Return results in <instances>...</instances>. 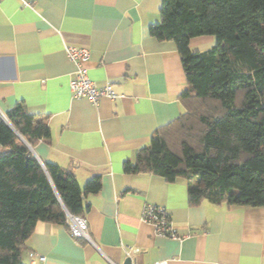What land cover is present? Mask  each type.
Wrapping results in <instances>:
<instances>
[{"label":"crops","instance_id":"0c3cea01","mask_svg":"<svg viewBox=\"0 0 264 264\" xmlns=\"http://www.w3.org/2000/svg\"><path fill=\"white\" fill-rule=\"evenodd\" d=\"M18 0L0 3V111L16 104L47 118L48 139L29 146L44 165L73 173L80 186L94 175L101 188L86 195L87 237L65 224L37 222L22 252L24 264H264V206L202 201L190 205L187 183L147 172L126 173L152 133L183 112L187 88L173 41L150 35L161 0ZM189 39L193 51L214 43ZM85 47L89 78L124 95L97 105L73 99L75 70L64 45ZM145 205L166 209L177 237L141 220Z\"/></svg>","mask_w":264,"mask_h":264},{"label":"trees","instance_id":"16d2710c","mask_svg":"<svg viewBox=\"0 0 264 264\" xmlns=\"http://www.w3.org/2000/svg\"><path fill=\"white\" fill-rule=\"evenodd\" d=\"M150 35L170 40L180 54L187 88L183 112L156 129L126 173L147 172L187 183L190 205L264 206V0H161ZM215 44L193 51L189 39ZM0 117V264H24L22 252L37 222L67 226L83 217L86 195L101 188L94 175L83 187L58 165L42 164L29 146L50 137L47 118L22 103Z\"/></svg>","mask_w":264,"mask_h":264},{"label":"built area","instance_id":"2783aa9c","mask_svg":"<svg viewBox=\"0 0 264 264\" xmlns=\"http://www.w3.org/2000/svg\"><path fill=\"white\" fill-rule=\"evenodd\" d=\"M2 0H0L1 3ZM23 7H30V0H18ZM64 52L70 62L75 66L68 86L73 99H86L94 105H97L100 98L105 97L111 100L124 97L117 93L110 84L98 86L92 81L84 63L88 60V49L85 47H76L64 45ZM5 114L0 111V117ZM141 220L150 223L157 234L170 237H177V232L169 220L166 209L159 205H145L141 212ZM67 229L72 237H87L86 220L81 216L67 214ZM152 264H167L166 261H157Z\"/></svg>","mask_w":264,"mask_h":264},{"label":"water","instance_id":"95a60500","mask_svg":"<svg viewBox=\"0 0 264 264\" xmlns=\"http://www.w3.org/2000/svg\"><path fill=\"white\" fill-rule=\"evenodd\" d=\"M2 120L5 121L6 123H8V120H7L6 116L2 117ZM42 166L44 167L43 164H42ZM125 264H130V259H127Z\"/></svg>","mask_w":264,"mask_h":264},{"label":"rangeland","instance_id":"374dc122","mask_svg":"<svg viewBox=\"0 0 264 264\" xmlns=\"http://www.w3.org/2000/svg\"><path fill=\"white\" fill-rule=\"evenodd\" d=\"M215 44V42L212 44V45H210L209 47H207L206 49H209L211 46H213ZM206 49H203V50H206Z\"/></svg>","mask_w":264,"mask_h":264}]
</instances>
